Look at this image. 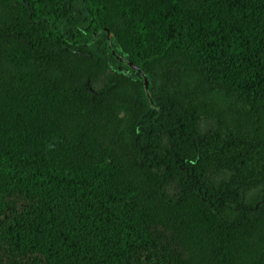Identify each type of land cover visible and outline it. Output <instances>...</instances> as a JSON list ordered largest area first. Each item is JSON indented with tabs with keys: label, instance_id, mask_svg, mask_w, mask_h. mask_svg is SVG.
Listing matches in <instances>:
<instances>
[{
	"label": "trees",
	"instance_id": "trees-1",
	"mask_svg": "<svg viewBox=\"0 0 264 264\" xmlns=\"http://www.w3.org/2000/svg\"><path fill=\"white\" fill-rule=\"evenodd\" d=\"M0 264H264V0H0Z\"/></svg>",
	"mask_w": 264,
	"mask_h": 264
},
{
	"label": "water",
	"instance_id": "water-1",
	"mask_svg": "<svg viewBox=\"0 0 264 264\" xmlns=\"http://www.w3.org/2000/svg\"><path fill=\"white\" fill-rule=\"evenodd\" d=\"M133 67L136 68V66H133ZM138 71L141 74V76L143 77L144 84H145V89L148 91V87H149L148 78H147L146 74L143 71H141V70H138Z\"/></svg>",
	"mask_w": 264,
	"mask_h": 264
}]
</instances>
